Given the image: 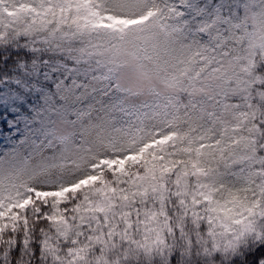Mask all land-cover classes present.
<instances>
[{"label":"snow or ice","instance_id":"obj_1","mask_svg":"<svg viewBox=\"0 0 264 264\" xmlns=\"http://www.w3.org/2000/svg\"><path fill=\"white\" fill-rule=\"evenodd\" d=\"M0 264H264V0H0Z\"/></svg>","mask_w":264,"mask_h":264}]
</instances>
